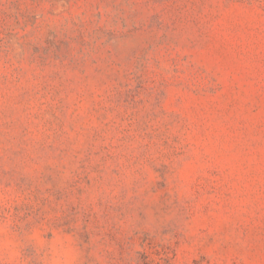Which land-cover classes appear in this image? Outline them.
I'll return each mask as SVG.
<instances>
[{"label":"rangeland","instance_id":"1","mask_svg":"<svg viewBox=\"0 0 264 264\" xmlns=\"http://www.w3.org/2000/svg\"><path fill=\"white\" fill-rule=\"evenodd\" d=\"M264 264V0H0V264Z\"/></svg>","mask_w":264,"mask_h":264},{"label":"clouds","instance_id":"2","mask_svg":"<svg viewBox=\"0 0 264 264\" xmlns=\"http://www.w3.org/2000/svg\"><path fill=\"white\" fill-rule=\"evenodd\" d=\"M65 264H68V262L66 261Z\"/></svg>","mask_w":264,"mask_h":264}]
</instances>
